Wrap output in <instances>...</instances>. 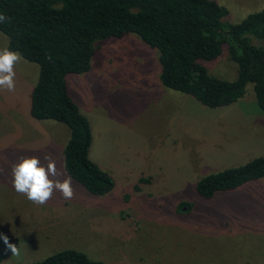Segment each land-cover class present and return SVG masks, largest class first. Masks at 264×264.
Listing matches in <instances>:
<instances>
[{"label":"rangeland","instance_id":"374dc122","mask_svg":"<svg viewBox=\"0 0 264 264\" xmlns=\"http://www.w3.org/2000/svg\"><path fill=\"white\" fill-rule=\"evenodd\" d=\"M215 1L228 10L224 23L264 8V0ZM248 37L264 47V38ZM95 44L90 70L67 75V82L92 127L90 157L115 185L96 196L72 179L71 199L57 190L43 205L15 190L12 168L23 157L46 166L50 155L62 173L56 179L68 177L62 150L69 129L30 116L39 66L20 55L14 91L0 89V234L18 255L0 239V264H26L63 248L113 264H264V177L210 199L195 190L199 178L226 168L217 161L237 140L233 135L250 131L237 122L243 116L165 87L158 49L135 33ZM4 48L7 36L0 31ZM201 63L220 79L237 76L228 41ZM243 97L244 103L255 99L252 83ZM182 202L190 209H179Z\"/></svg>","mask_w":264,"mask_h":264},{"label":"trees","instance_id":"16d2710c","mask_svg":"<svg viewBox=\"0 0 264 264\" xmlns=\"http://www.w3.org/2000/svg\"><path fill=\"white\" fill-rule=\"evenodd\" d=\"M0 31L7 48L39 66L29 95V114L53 120L69 129L62 150L66 174L89 194L109 193L114 179L90 157V121L72 97L67 75L88 72L96 42L137 34L159 51L160 80L170 89L217 108L242 98L252 83L264 112V47L248 35L264 38V8L237 23H224L228 10L215 0H0ZM225 41L237 64L233 80L208 73L201 61L216 58ZM264 177V155L199 178L195 190L204 199ZM139 178V182H144ZM186 202L179 204V209ZM26 264H113L63 248Z\"/></svg>","mask_w":264,"mask_h":264},{"label":"clouds","instance_id":"9594fccd","mask_svg":"<svg viewBox=\"0 0 264 264\" xmlns=\"http://www.w3.org/2000/svg\"><path fill=\"white\" fill-rule=\"evenodd\" d=\"M6 17L0 15V22ZM22 60L18 52L10 51L8 48L0 49V89L14 91L15 76L14 66ZM47 165L43 164L38 157H23L20 162L13 165V187L18 193L24 194L27 198L37 204H45L54 191L59 190L65 199H71L74 195L72 178L65 177L63 181L56 179L62 175L57 170L56 162L50 155L44 158ZM0 239L14 255H18L15 244L9 242L6 235L0 234Z\"/></svg>","mask_w":264,"mask_h":264},{"label":"crops","instance_id":"0c3cea01","mask_svg":"<svg viewBox=\"0 0 264 264\" xmlns=\"http://www.w3.org/2000/svg\"><path fill=\"white\" fill-rule=\"evenodd\" d=\"M243 99L244 97L236 102H243ZM245 101L249 102L250 105H245L246 102H243L244 105H236V107L222 106L224 108L227 107L225 109H230L231 111L235 109L233 113L243 116L237 121L239 125L250 129L249 132H240L233 135V137L238 136L237 140L227 144L220 152L217 162L220 165H224L223 167L237 165L236 161L245 163L249 159L264 155V132H262V128H264V112L258 106L256 98L252 101Z\"/></svg>","mask_w":264,"mask_h":264}]
</instances>
